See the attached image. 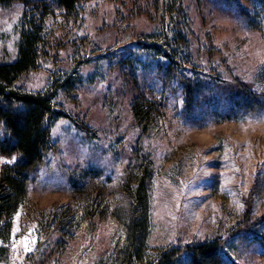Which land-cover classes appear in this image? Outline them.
Segmentation results:
<instances>
[{
    "label": "rangeland",
    "instance_id": "1",
    "mask_svg": "<svg viewBox=\"0 0 264 264\" xmlns=\"http://www.w3.org/2000/svg\"><path fill=\"white\" fill-rule=\"evenodd\" d=\"M167 3L176 2L81 0L78 20L54 7L50 56L18 85L42 90L56 74L77 70L83 80L59 98L69 116L53 127L56 148L32 176L11 239L0 242V264H107L125 240V178L141 154L154 167L153 245L220 237L229 262L264 264V243L254 239L264 219V106L232 116L203 112L229 98L224 86L241 84L264 99V5L184 0L187 22L176 9L191 42L178 75L215 85L202 107L185 113L183 82L167 83L161 59L146 47L161 41ZM25 8L23 1L0 4V63L18 56ZM140 95L165 106L146 134L132 109ZM14 159L0 151V171ZM79 185L98 197L93 207Z\"/></svg>",
    "mask_w": 264,
    "mask_h": 264
},
{
    "label": "trees",
    "instance_id": "2",
    "mask_svg": "<svg viewBox=\"0 0 264 264\" xmlns=\"http://www.w3.org/2000/svg\"><path fill=\"white\" fill-rule=\"evenodd\" d=\"M23 1L25 12L20 22L21 39L19 53L12 62L0 63V123L4 129V138L0 151L14 161L5 163L0 171V242L8 243L11 239L14 217L28 199L29 186L33 174L45 162L56 148L52 131L55 123L62 117L69 116L59 103L60 96L72 95L83 78L80 72L72 71L53 76L45 89L29 91L18 85L24 75L41 67L42 59L50 56V48L55 43V33L48 21L55 11L60 9L67 19L78 20L81 17V0H0L2 5ZM167 3L169 19L164 15L161 26V41L146 45L161 61L158 71L167 83L180 77L185 95V113H194L203 106L205 94L212 92L215 85L206 79H196L178 75L183 56L189 57L191 42L177 20L179 15L188 16L182 11L184 0ZM179 3L178 7L175 5ZM264 5V0H262ZM170 9V10H169ZM168 10L170 12H168ZM184 14H181V13ZM166 13V14H167ZM244 14L249 13L244 10ZM182 51L184 53H182ZM185 54V55H184ZM229 98L217 100L215 107L203 106V112L210 110L213 114L237 115L250 112L264 106V99L257 93L241 85L224 86ZM207 91V92H204ZM199 104V105H198ZM165 106L157 100L144 95L135 97L132 103L134 118L142 134H146L160 118ZM207 112V111H206ZM226 112V113H225ZM141 160L130 167L126 174L124 187L131 198L128 216L123 217L126 229L125 240L115 250L107 264H233L229 262L224 241L220 237L195 240L186 244H169L155 246L151 243L154 231L152 217L151 187L153 184V161L140 155ZM76 184V183H75ZM78 191L85 192V204L92 207L99 200L85 186L79 185ZM85 215L82 218H86ZM119 219H122V217ZM76 220V219H75ZM80 221V219H79ZM74 222V220L72 221ZM254 239L264 243V219ZM73 224V223H72ZM69 229V227H67ZM4 250V247H0Z\"/></svg>",
    "mask_w": 264,
    "mask_h": 264
}]
</instances>
